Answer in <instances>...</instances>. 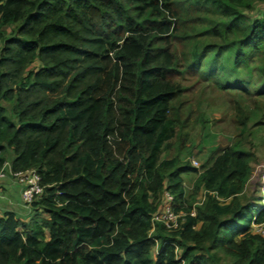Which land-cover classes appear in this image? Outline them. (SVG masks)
<instances>
[{"label":"trees","instance_id":"16d2710c","mask_svg":"<svg viewBox=\"0 0 264 264\" xmlns=\"http://www.w3.org/2000/svg\"><path fill=\"white\" fill-rule=\"evenodd\" d=\"M255 1L0 0V170L12 148L13 171L35 168L45 184L29 220L0 214V264H223L207 253L217 247L235 264H264V231L253 227L264 230V203L239 200L248 152H217L195 205L183 173L197 167L164 156L189 120L177 42L225 30L198 31L211 7L234 26ZM226 50L228 63L217 50L203 71L194 46L188 67L238 80L264 54V8ZM258 70L264 82V56ZM166 190L182 213L175 228L154 219Z\"/></svg>","mask_w":264,"mask_h":264},{"label":"rangeland","instance_id":"374dc122","mask_svg":"<svg viewBox=\"0 0 264 264\" xmlns=\"http://www.w3.org/2000/svg\"><path fill=\"white\" fill-rule=\"evenodd\" d=\"M263 8L264 1L256 0L252 7L243 8L234 26H230L234 14L225 15L211 7L204 15L202 24L199 23L198 31L202 27L211 25L225 30L216 34L213 31H205L198 33L191 42H177L182 71L177 75L186 86L180 98L183 103L182 118L189 117V120L182 128L181 136H176L172 140V146L165 150L164 156L179 155L182 161H189L191 165L197 167L196 171L183 173L188 200L193 205L200 202L207 191L200 182L199 172L217 152L235 143L248 152L252 169L244 190L239 195V200L242 204L252 202L256 207L264 203V82L258 70V65L264 56L263 52L251 54L249 59L251 68L249 70L243 65L240 74L237 73L241 78L238 80L230 75L228 79L218 81L214 76L203 74L194 67L190 69L188 67V63L193 62L190 50L194 46L199 54L198 65L203 71L209 65L208 58L213 57L217 50L222 57L218 60V64L228 63L231 60L230 50H226L228 44L243 35L247 24L258 16ZM12 28L15 29L16 25L4 27L2 29L4 35L10 34ZM2 44L3 38L0 36V47ZM34 66L35 63L31 64V67ZM210 67L213 70L216 66L212 64ZM226 85L234 87L228 89ZM3 171L6 172V169ZM230 199L231 197L226 200L230 201ZM251 210L255 211L252 208ZM253 227L255 231H260L256 222L253 223ZM159 245L158 240L153 247L154 255ZM180 251L179 248L177 252ZM207 253L220 256L223 264H235L234 258L220 247L211 249Z\"/></svg>","mask_w":264,"mask_h":264},{"label":"built area","instance_id":"2783aa9c","mask_svg":"<svg viewBox=\"0 0 264 264\" xmlns=\"http://www.w3.org/2000/svg\"><path fill=\"white\" fill-rule=\"evenodd\" d=\"M198 164V163H197ZM3 169L0 170V176L4 175ZM12 174L22 184L21 196L25 205H29L38 196H40L45 189V184L41 182L42 175L35 168H27L24 170L13 171ZM182 213L174 210V196L166 190L163 194L162 201L159 210L154 216V219L163 220L168 227L175 228L179 225V218ZM260 227V231L263 230V223H257ZM177 251L179 247H176Z\"/></svg>","mask_w":264,"mask_h":264},{"label":"crops","instance_id":"0c3cea01","mask_svg":"<svg viewBox=\"0 0 264 264\" xmlns=\"http://www.w3.org/2000/svg\"><path fill=\"white\" fill-rule=\"evenodd\" d=\"M6 154L7 157L3 166L6 172L0 176V214L5 210H14L21 218L29 220L35 210L22 202V184L12 174V161L15 158L13 149L7 148Z\"/></svg>","mask_w":264,"mask_h":264}]
</instances>
